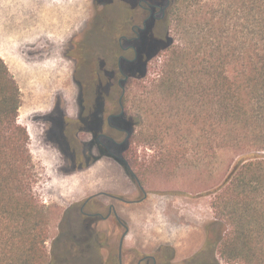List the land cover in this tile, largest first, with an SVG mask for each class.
I'll list each match as a JSON object with an SVG mask.
<instances>
[{
	"label": "trees",
	"instance_id": "1",
	"mask_svg": "<svg viewBox=\"0 0 264 264\" xmlns=\"http://www.w3.org/2000/svg\"><path fill=\"white\" fill-rule=\"evenodd\" d=\"M120 1L124 13L111 18L110 45L99 49L114 51L113 39L130 22L141 21V0ZM95 3L102 8L92 28L68 52L72 57L80 53L79 67L92 62L88 39L105 30L101 13L113 0ZM147 24L138 61L128 68V83L145 81L150 62L167 52L159 77L140 85L134 98L126 86L122 104V90L114 85L106 91L99 71L87 84L78 80L80 119H54L56 143L79 171L101 158L80 149V133L127 137L132 153L126 157L139 179L132 158L134 145L143 141L163 147L156 163L160 170L178 168L187 159L183 141L188 136L200 149L192 156L195 165L209 160L219 147L237 151L223 182L205 194L211 196L214 217L191 264H264V0H171L165 18ZM157 27L163 29L160 36ZM20 108V87L0 56V264L88 261L86 254L76 252L74 237L60 247L62 237L53 233L50 210L35 193L38 175Z\"/></svg>",
	"mask_w": 264,
	"mask_h": 264
},
{
	"label": "rangeland",
	"instance_id": "2",
	"mask_svg": "<svg viewBox=\"0 0 264 264\" xmlns=\"http://www.w3.org/2000/svg\"><path fill=\"white\" fill-rule=\"evenodd\" d=\"M101 8H97L95 0H0V56L20 87L19 121L30 134V150L38 175L35 193L50 210L53 233L62 237L61 248L68 237L76 236L78 240L91 237L90 252L85 253L89 260L70 264H108L109 261L118 264V246L125 228L112 216L98 221L90 236L80 215L89 197L94 199L86 211H98L106 216L112 205L128 227L123 246L124 264H138L143 256L159 257L158 251L164 248L177 264L191 262L203 247L205 227L214 217L211 196L205 194L223 182L237 161V151L219 147L209 160L195 165L192 156L199 154L200 149L192 136H188L183 141L187 159L178 168L168 166L160 170L156 163L163 147L145 141L137 143L132 159L135 170L142 175L145 196L120 160L106 156L84 170L75 171L56 143L51 120L62 114L77 113L81 93L78 80L87 84L96 71L116 83L125 78L119 74L114 79L105 58L110 49L98 48L110 45L111 18L122 17L124 13L120 0H113L102 11L99 23L105 30L95 32L88 39L93 49L92 62L79 67L76 58L80 53L76 57L68 54L92 28ZM154 31L156 36L163 33L159 27ZM166 58L167 52H163L150 62L142 83L135 80L124 83L132 93L131 98L139 95L140 85L159 77ZM79 137L84 153L100 155L90 133H80ZM99 238L107 242V250L97 249ZM76 252L80 253L79 247Z\"/></svg>",
	"mask_w": 264,
	"mask_h": 264
},
{
	"label": "flooded vegetation",
	"instance_id": "3",
	"mask_svg": "<svg viewBox=\"0 0 264 264\" xmlns=\"http://www.w3.org/2000/svg\"><path fill=\"white\" fill-rule=\"evenodd\" d=\"M156 1L162 2V0H156ZM170 1L171 0H165L166 4H164V5L160 4V2H158L157 4L156 3L153 4L147 0H141L138 2V6L142 11V14L138 18V20H141L142 24H136L135 23L133 25H130V23H131L130 22L129 27L122 30L120 32L119 36L117 38L113 39L112 47H113L114 51L110 52V54L108 56L106 55L107 57H105L107 59L108 63L111 65V69L113 70L112 73H113L114 79L119 74H121L125 77L129 76V78H130L128 68L131 64H134L136 61H138L140 44L142 41L143 33L147 29L148 21H150L151 19H155L157 21H162L166 16V11L170 5ZM165 8H166V10H164ZM147 13H148V15L146 16ZM138 20L135 19V17H132V22H136ZM145 22H146V25H145ZM98 78H100L101 84H103L104 81L106 82V86L104 87L106 91H108L114 85L119 86V88L123 92L121 97H120V102L122 104V98L124 95L123 87L125 88V86H124L125 85L124 84L125 78L119 79L118 83H116L115 81L109 80L108 78H106L102 74V72H100V71L98 73ZM123 113H124V108L122 107L120 115H122ZM94 114H97V113H94ZM80 115H81V108H79L77 113L76 114L74 113V115L62 114L59 118L69 117V118L78 120V119H80ZM55 119H57V118H55ZM53 120H51V121H53ZM95 121H97V119ZM101 121L103 124V120H101ZM108 122H109L110 126H113L111 117H109ZM126 132H128V131L126 130ZM82 133H90L92 135L93 142H95L97 147L100 149L101 158L106 157V156H110V157H114V158L120 160L123 163V165L125 166V168L130 170V174L133 177L134 181L139 186L141 191L145 194V192L142 190L140 179L132 171L131 166L128 162V158L126 157L127 154L132 153L130 144L127 141V137L123 140H115L111 137H108L105 134L96 133L93 130H85ZM127 135H128V133H127ZM79 140H80V137H79ZM99 160H97L96 162H98ZM96 162H94L93 164H95ZM93 164H91L90 166H92ZM145 196H146V194H145ZM145 196L140 198V199H137V200H142L145 198ZM93 199H94V197H89L83 203V205L80 209V215L83 219V223H85L86 229L89 231L90 236H92L93 230L95 228V225L98 223V221L107 220V219L111 218L112 216H114L117 219V221L119 222V224L123 228H125L124 233H123V235L119 241L118 252H117L118 264H124L123 260H124V252L125 251L123 249V246H124V240L129 233V229L120 220V218L118 217V215L116 213L115 208L112 205L109 207V212L106 216H104L102 213H100L98 211H95V212L86 211L88 205H90V202ZM90 238L91 237H86L85 239L78 240L76 238V236L74 237L75 242L77 243V244L75 243V246L77 248L79 247L80 253L85 254V253L90 252V250H89V247L91 246L90 241H89ZM98 241H99V243L96 245V247L100 252L108 249L107 242L100 241V238L98 239ZM158 253H159V257H156V256H143V257H141L138 261V264H177L175 262L174 258H171V254L168 252V249H165V248L160 249L158 251ZM114 259H116V258L114 257ZM185 264H191V262L189 261Z\"/></svg>",
	"mask_w": 264,
	"mask_h": 264
},
{
	"label": "water",
	"instance_id": "4",
	"mask_svg": "<svg viewBox=\"0 0 264 264\" xmlns=\"http://www.w3.org/2000/svg\"><path fill=\"white\" fill-rule=\"evenodd\" d=\"M164 10H166V8ZM145 25H146V22H145ZM128 79H129V76H126L124 79V82L128 81ZM123 89H124V93H125V88L123 87Z\"/></svg>",
	"mask_w": 264,
	"mask_h": 264
}]
</instances>
